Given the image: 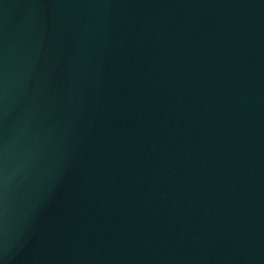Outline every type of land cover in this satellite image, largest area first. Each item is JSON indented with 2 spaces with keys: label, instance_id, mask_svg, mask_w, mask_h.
I'll return each instance as SVG.
<instances>
[{
  "label": "water",
  "instance_id": "obj_1",
  "mask_svg": "<svg viewBox=\"0 0 264 264\" xmlns=\"http://www.w3.org/2000/svg\"><path fill=\"white\" fill-rule=\"evenodd\" d=\"M0 264H264V0H0Z\"/></svg>",
  "mask_w": 264,
  "mask_h": 264
}]
</instances>
